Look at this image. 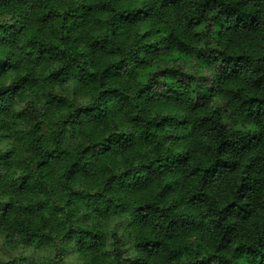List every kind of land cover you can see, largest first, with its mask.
Here are the masks:
<instances>
[{"label":"clouds","instance_id":"1","mask_svg":"<svg viewBox=\"0 0 264 264\" xmlns=\"http://www.w3.org/2000/svg\"><path fill=\"white\" fill-rule=\"evenodd\" d=\"M0 264H264V0H0Z\"/></svg>","mask_w":264,"mask_h":264},{"label":"trees","instance_id":"2","mask_svg":"<svg viewBox=\"0 0 264 264\" xmlns=\"http://www.w3.org/2000/svg\"><path fill=\"white\" fill-rule=\"evenodd\" d=\"M146 72L150 71V69H145Z\"/></svg>","mask_w":264,"mask_h":264}]
</instances>
